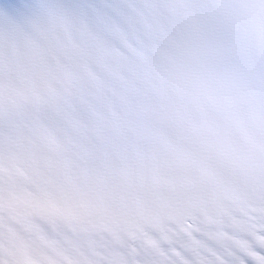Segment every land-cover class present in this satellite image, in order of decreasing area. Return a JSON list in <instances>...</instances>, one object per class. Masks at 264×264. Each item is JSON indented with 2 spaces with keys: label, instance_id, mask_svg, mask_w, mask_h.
Segmentation results:
<instances>
[{
  "label": "snow or ice",
  "instance_id": "1",
  "mask_svg": "<svg viewBox=\"0 0 264 264\" xmlns=\"http://www.w3.org/2000/svg\"><path fill=\"white\" fill-rule=\"evenodd\" d=\"M7 2L16 5L15 18L0 17V32L19 20L38 39L21 45L0 34V103L6 64L22 60L45 70L10 83L8 103L51 110L45 134L77 195L162 189L186 163L161 147L162 125L195 133L201 162L229 165L244 163L254 123L264 177V0H250L243 16L226 0ZM194 112L203 118L193 120ZM181 224L188 239L175 242L197 259L165 264H264L260 229L243 249L213 248L191 235L187 217Z\"/></svg>",
  "mask_w": 264,
  "mask_h": 264
}]
</instances>
